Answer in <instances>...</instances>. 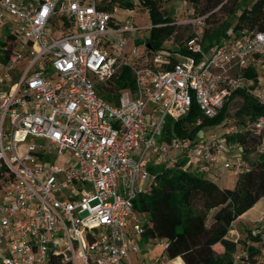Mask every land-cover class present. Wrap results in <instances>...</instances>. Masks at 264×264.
<instances>
[{"label": "built area", "instance_id": "1", "mask_svg": "<svg viewBox=\"0 0 264 264\" xmlns=\"http://www.w3.org/2000/svg\"><path fill=\"white\" fill-rule=\"evenodd\" d=\"M119 7L0 0V25L15 22L0 38V264H44L49 253L69 264H132L143 231L132 199L160 171L208 179L248 166L243 144L229 137L261 135L263 115L235 128L223 114L220 131L192 136H176L164 121L194 104L197 125L226 108L234 91L252 93L244 73L263 61L264 25L229 27L204 49V15L191 12L180 45L164 39L150 48L129 35L151 25L114 23ZM122 67L132 87L105 98L98 87ZM255 96L264 104V92ZM253 152L264 153V142ZM242 257L235 251L232 264Z\"/></svg>", "mask_w": 264, "mask_h": 264}, {"label": "trees", "instance_id": "2", "mask_svg": "<svg viewBox=\"0 0 264 264\" xmlns=\"http://www.w3.org/2000/svg\"><path fill=\"white\" fill-rule=\"evenodd\" d=\"M193 4L198 0H187ZM217 0L213 4H218ZM147 10L150 28L145 41L150 48H158L163 40L174 30L172 19L159 10L155 0H139ZM126 6L131 4L127 2ZM218 25L209 32L203 33V48L206 49L231 27L233 30L256 28L264 25V0H254L249 7L242 8L233 16L229 11ZM183 51V48H179ZM0 54V60H5ZM264 63V60L261 62ZM260 63V64H261ZM264 74V64L262 65ZM250 76L253 86L257 83L258 70L248 68L245 73ZM122 87H132L129 70L122 67L116 78L110 84H101L98 91L108 98L107 93ZM242 97V104L238 109L248 114L249 118L263 115L264 104L244 90H236L232 96ZM225 106L211 119L203 118L197 125L194 120L199 116L197 107L190 105L189 111L177 120L166 118L164 126L171 125L176 136H192L204 126L218 124L224 114ZM229 138L236 139L244 146L245 154L257 142H264V129L261 135L236 133ZM257 158L248 163L245 170L235 175L231 188L217 185L212 180L192 175L176 169L160 171L156 182L148 190L138 193L132 199V209L140 217L143 231L139 241H167L163 252L170 260L178 264H232V255L238 249L245 250L244 260L255 255L257 249L247 245L246 239L233 241L226 237L231 223L243 212L249 209L259 198H264V153L257 154ZM247 159V158H246ZM251 241H258L257 235L247 233ZM253 264V261H250ZM264 264V254L261 255ZM172 263V264H173ZM44 264H69L62 261L59 255L49 253Z\"/></svg>", "mask_w": 264, "mask_h": 264}, {"label": "rangeland", "instance_id": "3", "mask_svg": "<svg viewBox=\"0 0 264 264\" xmlns=\"http://www.w3.org/2000/svg\"><path fill=\"white\" fill-rule=\"evenodd\" d=\"M159 6V10L164 13V15L169 16L172 19V24L174 25V30L170 36L166 37L167 40L165 45H180L184 38L191 33V27L189 24L184 23L183 21L190 17V13L204 15V32H209L211 29H214L219 22H221L226 16H229V11H233V16H235L242 8L249 7L254 0H220L218 4H213L217 0H198L197 3L193 4L187 0H155ZM116 5L119 7L113 13V22L120 25L125 22H132L134 25L143 26L150 24V19L148 16L147 10L139 3V0H114ZM129 2L131 5L126 6L125 4ZM230 17V16H229ZM231 19V17H230ZM5 25H9L8 28L0 25V38L5 34L12 32L15 29V22L13 20H4ZM264 23V22H263ZM148 34V30H135L130 33V40L134 39H143ZM170 42V43H169ZM264 60V57L262 58ZM254 65L255 70H258L257 74V83L253 86V82L250 76H247L248 82H250V89L252 90V95L259 100L255 94L264 92V74H262L263 65ZM250 68V67H249ZM14 76V74H13ZM249 93V92H248ZM242 104V97L239 95H234L227 102L224 116L230 120L229 124L234 125L235 128H238L239 123L242 120H249L248 114L244 111L238 112ZM222 128L221 125H216L213 127L204 126L199 129V134L204 133L209 130L220 131ZM247 162L256 159V153L253 152L251 148L248 152ZM55 161V160H54ZM233 171L227 169H218L214 173H206V177L209 180H212L219 186L230 187L233 184L236 175V169ZM264 212V200L260 198L256 201L253 207L247 212L243 217L246 221L243 224H240L239 221H234L230 225V229L226 234V237L232 240L240 239V236L245 235L246 232L251 231V235H257L258 241L255 243L257 253L255 255H250L248 260L242 259V264H252L250 261H253V264H263L261 262V255L264 254V226H259L261 222L264 221V216L260 215V212ZM258 218V220L255 218ZM248 216V217H246ZM262 217V218H261ZM250 240V239H249ZM137 251L134 254L130 255L132 264L150 263L154 264V258H157V264H164L167 261V258L163 252V246L160 241H151V242H142L136 241ZM237 250H240L238 248ZM242 252L243 255H246L245 250ZM173 264H178L177 262Z\"/></svg>", "mask_w": 264, "mask_h": 264}, {"label": "crops", "instance_id": "4", "mask_svg": "<svg viewBox=\"0 0 264 264\" xmlns=\"http://www.w3.org/2000/svg\"><path fill=\"white\" fill-rule=\"evenodd\" d=\"M143 39H145V37H144ZM143 39H139V38H137V39H134L133 41H134V42H135L136 40H142V41H143ZM233 183H234V181H233ZM232 185H233V184H232ZM232 185H231L230 187H228V188H231ZM259 199H260V198H259ZM259 199H258V200H259ZM262 199L264 200V198H262ZM258 200H257V201H258ZM253 205H254V204H253ZM253 205H252L249 209H247L245 212H243L242 214H240L235 220H236V221H239V220H240V221H239L240 224H243V223L246 221L243 217H244V216L247 214V212L253 207ZM261 213H263L262 216H264V212L261 211V212H260V215H261ZM260 215H259L257 218H255V220H256V219L258 220V218L260 217ZM246 217H248V216H246ZM261 218H262V217H261ZM235 220H234V221H235ZM234 221H233V222H234ZM233 222H232V223H233ZM259 226H264V221L261 222ZM249 232L251 233V231H249ZM249 232H246L245 235H243V236L241 235V236H240V239H241V240L246 239L245 242H246L247 245H251V246H254V247H255V245H254L255 243H253V242H255V241H251V240H249V239L246 237V234L249 233ZM263 235H264V234H263ZM256 242H257V241H256ZM236 252L242 254V252H244V251H243V249H240V250H236ZM174 259H176V260H178L180 263H182V261H181V259H180L179 257H176V258H174ZM164 264H165V262H164Z\"/></svg>", "mask_w": 264, "mask_h": 264}, {"label": "bare ground", "instance_id": "5", "mask_svg": "<svg viewBox=\"0 0 264 264\" xmlns=\"http://www.w3.org/2000/svg\"><path fill=\"white\" fill-rule=\"evenodd\" d=\"M173 262H174V258L173 259H170V260L167 259V261L165 262V264H172Z\"/></svg>", "mask_w": 264, "mask_h": 264}, {"label": "water", "instance_id": "6", "mask_svg": "<svg viewBox=\"0 0 264 264\" xmlns=\"http://www.w3.org/2000/svg\"><path fill=\"white\" fill-rule=\"evenodd\" d=\"M142 43H143L142 40H136V41L134 42L135 45H137V44H142ZM146 45H148V44H146Z\"/></svg>", "mask_w": 264, "mask_h": 264}]
</instances>
